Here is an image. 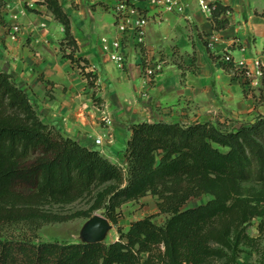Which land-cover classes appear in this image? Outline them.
Segmentation results:
<instances>
[{"label": "trees", "instance_id": "obj_1", "mask_svg": "<svg viewBox=\"0 0 264 264\" xmlns=\"http://www.w3.org/2000/svg\"><path fill=\"white\" fill-rule=\"evenodd\" d=\"M37 3L64 29L62 44L70 51L66 53L64 48L62 56L72 62L82 60L74 57L77 46L60 1ZM6 5V0H0L2 27L8 26ZM210 5L214 28H225L228 20L221 16L231 12L230 8L219 2ZM192 57L193 65L195 54ZM82 61L84 71L87 62ZM230 66L225 64L227 71ZM261 69L260 97L264 94V67ZM241 75L238 72L237 76ZM86 77L91 84L96 79L90 72ZM246 84L241 82L248 95ZM129 129L126 166L121 167L42 122L27 92L11 74L0 71V264H205L211 259L235 260L240 241L249 239L245 231L250 220L259 213L239 196L237 181L264 182V115L252 125L232 130L211 122L162 121L134 123ZM36 149L42 156L27 164L30 152ZM105 183L111 184L97 194L93 208L101 209L110 222L117 224L116 209L121 204L152 195L158 212L167 215L164 223L155 224L152 216L134 220L126 232L118 228V239L108 244L37 242L38 229L49 221L30 207L15 205L33 198L60 201ZM21 187L33 190L25 193ZM205 194L212 198L182 209L189 199ZM160 246L163 251L155 254Z\"/></svg>", "mask_w": 264, "mask_h": 264}, {"label": "crops", "instance_id": "obj_2", "mask_svg": "<svg viewBox=\"0 0 264 264\" xmlns=\"http://www.w3.org/2000/svg\"><path fill=\"white\" fill-rule=\"evenodd\" d=\"M36 1L11 0L6 5L8 26H0V70L11 73L16 80H26L20 87L36 97L44 123L71 139L89 140L90 145H83L88 149L109 159L124 158V144L122 154L116 155L115 150L121 142L128 141L129 126L139 122L191 124L221 121L222 117L253 118L254 100L245 95L240 80L233 79L226 70L222 56L228 53L249 65L258 59L264 67V0H208L231 10L221 16L228 25L218 30L196 0H186L188 7L183 14L157 13L148 7L150 18L144 42L135 45L132 37L125 38L126 64L122 69L110 60L108 49L97 38L99 28L108 30V26H100L104 15L95 20V14L102 5L111 9L114 1L95 0L100 5L94 0H59L70 19L77 46L74 57L87 62V72H95L93 85L101 91L98 95L103 99V110L108 111L101 116L111 120L115 146L94 143L104 131L92 125L94 108L85 102L94 86L86 87L79 74L82 60L72 62L60 53V48L66 46L62 44V25L54 19L52 23V18L41 13L36 18L30 16L25 5L45 9ZM21 23L26 27L16 26ZM15 26L19 31L16 40L6 34H12ZM111 27L113 37H119L115 25ZM26 36L30 40L24 42ZM157 58L163 59L165 66L151 82L144 77L142 64Z\"/></svg>", "mask_w": 264, "mask_h": 264}, {"label": "rangeland", "instance_id": "obj_3", "mask_svg": "<svg viewBox=\"0 0 264 264\" xmlns=\"http://www.w3.org/2000/svg\"><path fill=\"white\" fill-rule=\"evenodd\" d=\"M9 1L11 0L6 1V3L8 4ZM99 1H95V4H98ZM35 4H39V3H37L36 1ZM99 4L101 5V3ZM101 7L102 8H100V11L95 14V20L97 17H102L104 15L100 26H102L104 23L108 26V30H105V27L99 28L100 32H98L97 38L98 39L100 38V40L104 36L109 37V38L114 36V27L113 28L111 27V25L113 26L114 24L113 11L109 7H107V5H102ZM25 8L29 9V12L31 11L30 9H33L29 7L28 5H25ZM37 8L33 9V10H36V12H33V11L30 12L31 17L36 18V15L38 13H41L45 16L52 18L51 22L53 23L54 18L50 12H48L46 9H42V8L37 9ZM108 9H110V11L104 14V12L108 11ZM42 11H44V13H42ZM4 15L6 19V16H7L6 12L4 13ZM16 26L26 27L23 23L18 24V25L16 24ZM16 26L15 28H17ZM109 30H111L112 32H109ZM18 32H19L18 29H15V31L12 34L8 32L6 34L9 35V37L11 38L12 36H14V39L16 40L17 38H19L17 34ZM28 40L30 39L28 36H26L24 38V42ZM60 49H61L60 53H62L63 48H60ZM157 59L162 61L165 66V62L163 59L161 58H157ZM150 60L153 61L152 59H149V61ZM78 66H79L78 69L79 70L81 69L79 74H81L82 78L86 81V87L91 88V86H94V88H92L88 92L89 98L85 100V102L89 104V107L92 106V108H94L93 110L95 112V123L93 122L92 125L104 130L103 133H101L100 137H98L101 139V142H102L100 145L109 144V146H115L113 142V138H112L111 120L109 116L107 117L101 116V114H106L108 112V111L103 110V105H102L103 99L100 97V95H98L100 94L101 91L96 89V86L91 84V79H88L86 77L87 71L85 69L84 71H82V68H80L83 66V64L81 65L78 64ZM0 71H3V70H0ZM88 72H90L91 74H95L94 71H88ZM14 79L19 86L24 85V83L26 82V80H23V79L22 80L20 79L16 80V78ZM94 81H96V79H94L93 82ZM261 87H262V84L253 89H251L247 85L245 87V89L248 92V96H251V98H253L254 100L255 111L253 114V118L249 117L248 119L244 118L243 120H235L229 117L228 118L222 117L221 121L214 120V122H211V123L218 125L223 130H232V129L239 128L240 126L252 125L260 116L264 115V94H262V97H260L261 90H259ZM27 94L39 116V114H41L39 110V102L37 101L36 97L35 98L33 97L34 95L32 96V94H29V93ZM159 109L160 107L157 108L156 110H159ZM47 125L58 130L55 126L51 125L50 123ZM125 128H127V126ZM95 140H94V143H95ZM74 141L77 142L81 146L87 143L88 145H90L89 140L87 142L86 139L79 138L78 140H74ZM123 144L125 145V149H126L125 142H121L120 147H118L119 149L116 148L115 150L116 155L122 154ZM42 154L43 152L40 149L32 150L28 156L27 164H31L32 162H34L38 157L42 156ZM103 156L105 157V155ZM123 159L125 160V157L122 158V156H118L114 159H109V160L118 166L125 167L126 160L124 163ZM237 182H238L237 185H238L239 196L247 199L251 205L256 206L259 212L254 218L250 220L249 225L247 226V229L245 231V234H247L249 239H243L240 241L239 246H238L237 256L234 261H230L225 258L211 259V260H208L205 264H264V182H257L252 179H242V180H238ZM110 184L111 183H105V184H96L94 186H90L89 189L83 191V193L77 196L66 195V198L62 197L63 199L60 201H55L54 199H45V198L39 197L40 199L33 198V199H28L27 201H16L15 205L17 207H30L39 216H41L40 218H42L44 221L46 220L49 221V222H44L41 225V227L38 229L37 242L78 243V242H82L80 238V231L84 223L95 214L102 215L104 217L103 211L101 209H94L93 205L95 204L97 194L101 192L102 190H104L105 188H107ZM19 190H23L25 193H29V192H32L33 189L21 187L19 188ZM142 198L138 200H132V201L125 202L121 204L119 208L116 209L117 224H113L112 222H110L112 225V228L109 230L104 241L101 243L108 244V243L116 241L119 237V233L117 229L121 228L123 232H126L128 230L130 223L137 219H142L147 216H152V221L155 224L161 225L164 223L165 219L167 218V215L161 214L158 212L157 205H156L157 199L155 198V196L147 195ZM211 198L212 196L208 194H205V195H202L196 198H191L182 207V209L197 207L198 205L204 204L207 200ZM21 229H22V225H19V229L17 228V230L21 232ZM160 251H163V246H160L154 252L155 254H158ZM143 257H146V255H144Z\"/></svg>", "mask_w": 264, "mask_h": 264}, {"label": "built area", "instance_id": "obj_4", "mask_svg": "<svg viewBox=\"0 0 264 264\" xmlns=\"http://www.w3.org/2000/svg\"><path fill=\"white\" fill-rule=\"evenodd\" d=\"M111 10L114 15V25L119 32V37H102L101 43L108 49L110 60L118 67L123 68L126 64L124 53V42L127 36L132 37L135 45H141L145 38V28L149 22L150 8L157 13H177L183 14L188 7L186 0H113ZM198 7L210 16L212 7L208 0H196ZM143 3V5L137 4ZM150 7V8H148ZM17 29V28H15ZM222 60L230 64L229 74L240 82L247 81V86L251 89L262 84V69L258 59L252 61L251 65L244 59H234L230 54H224ZM143 65L144 77L150 79L156 73L162 71L164 63L159 59L146 60ZM238 72L241 75L237 76ZM237 76V77H236ZM101 139L97 138L95 144L100 145Z\"/></svg>", "mask_w": 264, "mask_h": 264}, {"label": "water", "instance_id": "obj_5", "mask_svg": "<svg viewBox=\"0 0 264 264\" xmlns=\"http://www.w3.org/2000/svg\"><path fill=\"white\" fill-rule=\"evenodd\" d=\"M112 228L110 221L102 215L95 214L82 226L80 238L83 243H101Z\"/></svg>", "mask_w": 264, "mask_h": 264}]
</instances>
